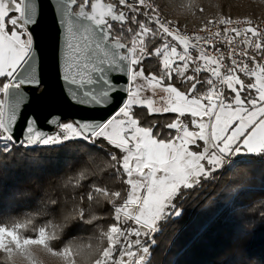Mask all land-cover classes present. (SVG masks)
Listing matches in <instances>:
<instances>
[{"label": "snow or ice", "instance_id": "1", "mask_svg": "<svg viewBox=\"0 0 264 264\" xmlns=\"http://www.w3.org/2000/svg\"><path fill=\"white\" fill-rule=\"evenodd\" d=\"M205 12L0 0V264H162L169 229L182 264L264 228V18Z\"/></svg>", "mask_w": 264, "mask_h": 264}, {"label": "trees", "instance_id": "2", "mask_svg": "<svg viewBox=\"0 0 264 264\" xmlns=\"http://www.w3.org/2000/svg\"><path fill=\"white\" fill-rule=\"evenodd\" d=\"M160 3L162 6L166 5L165 0H160ZM218 6L224 12L234 17L245 16L247 14L257 15L256 12L251 13L246 8L240 9L239 6H235L233 0H218ZM230 177L231 174H228V178ZM189 221L190 216H186L181 223L187 225ZM173 235L174 229H169L167 235L158 238L160 244L158 259L162 264H167L168 259L171 257V253L167 256L164 254L169 246L172 247L173 252L177 251L189 239L190 232H181L174 243L172 241ZM240 245V249L237 250L234 247L233 240L228 236L227 229L219 228L209 236L207 243L196 248L192 254L185 255L180 259L182 264H234L235 253L237 251L250 254L253 258H258L261 254H264V228L258 229L251 238L246 237L241 239Z\"/></svg>", "mask_w": 264, "mask_h": 264}, {"label": "rangeland", "instance_id": "3", "mask_svg": "<svg viewBox=\"0 0 264 264\" xmlns=\"http://www.w3.org/2000/svg\"><path fill=\"white\" fill-rule=\"evenodd\" d=\"M235 6L239 8H246L249 12H256V17L264 18V0H233ZM167 3V0H165ZM199 2L205 7V15H215L221 9L218 6V0H199ZM252 15V14H247ZM172 18H176L173 16ZM183 20V17H180ZM189 20H195V17H189ZM191 25V23L189 24Z\"/></svg>", "mask_w": 264, "mask_h": 264}, {"label": "built area", "instance_id": "4", "mask_svg": "<svg viewBox=\"0 0 264 264\" xmlns=\"http://www.w3.org/2000/svg\"><path fill=\"white\" fill-rule=\"evenodd\" d=\"M189 28H191V26H189Z\"/></svg>", "mask_w": 264, "mask_h": 264}]
</instances>
